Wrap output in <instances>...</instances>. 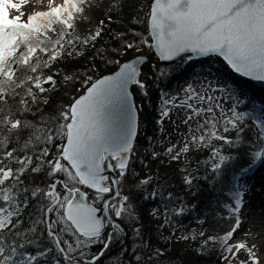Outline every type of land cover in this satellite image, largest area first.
<instances>
[{
  "label": "snow or ice",
  "instance_id": "snow-or-ice-1",
  "mask_svg": "<svg viewBox=\"0 0 264 264\" xmlns=\"http://www.w3.org/2000/svg\"><path fill=\"white\" fill-rule=\"evenodd\" d=\"M93 7L90 0H0V264H104L117 241L121 253L131 256L129 264H163L165 252L145 235L133 199L154 179L133 168L140 124L130 88L138 86L148 96L140 78L145 58L121 57L141 46L154 49L160 61L219 56L234 72L264 82V0H152L145 19L135 12L143 10L139 0H108V23L101 19L81 34L86 9ZM129 7V23L144 24V31L114 32L108 27L112 13L121 17ZM105 33L115 47H97ZM86 49L92 50L90 62L99 58L117 70L81 77L79 69L54 67L84 56ZM69 87L75 94L68 103L44 111L52 93ZM224 99L232 103L225 107ZM242 103V94L227 83L209 81L203 92L190 84L179 104L165 93L158 132L165 133L174 107L186 110V132L175 142L171 134L146 140L152 159L160 157L156 148L163 145L168 160L181 164V182L190 192L199 181L211 186L228 177V200L221 206L227 219L234 218L230 228L179 237L194 243L197 254L214 253L218 264H264V244L258 248L250 231L238 234L246 195L242 177L264 162V105L249 101L248 111L240 109ZM226 146L238 151L226 154ZM236 161L247 163L234 170ZM157 195L153 191L145 199ZM186 210L182 202L166 208L158 230ZM158 212L152 210L153 219Z\"/></svg>",
  "mask_w": 264,
  "mask_h": 264
},
{
  "label": "trees",
  "instance_id": "trees-1",
  "mask_svg": "<svg viewBox=\"0 0 264 264\" xmlns=\"http://www.w3.org/2000/svg\"><path fill=\"white\" fill-rule=\"evenodd\" d=\"M141 1L139 0V3ZM152 2V0H151ZM142 5V2L140 3ZM143 10L136 9L135 12L140 19H145V13L148 11L147 5H142ZM116 13V12H115ZM106 23V22H105ZM107 24V23H106ZM98 25V22H90L88 28L80 32L81 34H87L89 29H94ZM114 32L121 31L125 28L136 27L138 31H144L145 25H133L129 23V14L121 17H114V22L108 25ZM145 35L147 33L145 32ZM107 46L109 48L115 47L116 42L112 41L110 37L105 33L104 39L99 41L97 47ZM92 56V50L86 49L85 55L81 57H75L71 60H66L54 65V67H60L62 70L65 68L79 69L81 77L84 74H92L94 77L101 75H108L117 70L116 65L104 64L99 58L94 62H90ZM136 56H143L154 61L157 67H153L154 64H146L142 68L141 77L145 76L142 81L147 85L148 96L145 97L138 86L132 88V93L135 98V103L138 106L140 135L137 137L135 148L137 152V159L133 163V168L136 173H139L140 177L153 175V181L147 185L142 186L140 190L136 191L133 199L134 202L139 205L140 213L142 216V223L145 226V235L152 240L154 246L161 248L165 252L163 257V264H218L217 257L214 253L204 252L203 254H197L195 251L196 245L191 242V254L188 257L182 256L178 251L174 250L171 245V240H166L173 231L176 232L180 228H185L191 223H196L201 228V231H207L212 233V221L214 217V206L216 199L220 195L225 186L228 185V177L224 178L222 184L209 185L204 181L196 183L195 188L190 192L181 182V173L179 169L181 164L178 162H170L166 155L163 154L164 146H159L156 151L161 155L157 159H152L145 151L146 140L148 137L153 139H160V133L158 132L157 120L159 119V107L162 102L164 94L169 96L177 83L185 76L192 75L198 76L205 71H209L208 68H220L221 73L224 75L230 87H233L242 94V99L245 103L240 105L241 110H251L249 101H254L255 105H264V89L257 87L256 85L239 79H233L226 72V65L218 58H210L201 64H191L186 61L179 62L175 67L159 66L157 57L153 49H149L147 46H141L139 51H131L126 56L121 57L122 61H128L134 59ZM221 61V62H220ZM218 63L221 64L219 66ZM97 68L95 73H91L88 70L91 68ZM163 70L166 74L161 76L160 71ZM140 77V78H141ZM75 87H79L77 83ZM75 87H69L67 90L61 88L51 94L50 104L44 107V111L50 112L53 105L58 102L68 103V96L75 94ZM246 123L252 124L251 120H247ZM230 136H235V133H229ZM247 136V133L245 134ZM161 140V139H160ZM237 149H229L225 147L226 154L236 153ZM204 156L207 153L203 154ZM237 162V161H236ZM236 162L233 163V169H239ZM251 171V170H250ZM249 171V172H250ZM248 172V173H249ZM242 177V183L244 184V177ZM203 174V169L201 173ZM209 179H212L210 176ZM157 191L158 195L151 199H145V195ZM171 192L176 198L170 200L168 193ZM193 192L195 194H193ZM183 203L186 206V212L181 216H169L170 225L167 233H164L162 229L158 230L159 224L152 219L150 213L153 209H158L162 212L166 208H175L179 203ZM173 237V236H172ZM171 237V239H172ZM134 239V237L132 238ZM199 241H197L198 243ZM127 247L131 248V239L127 241ZM120 248V241L112 244L110 250L106 253L108 257L114 251ZM131 256L127 253H121V249L117 251V254L113 257H109L104 260V264H129ZM147 264V262H146Z\"/></svg>",
  "mask_w": 264,
  "mask_h": 264
},
{
  "label": "rangeland",
  "instance_id": "rangeland-1",
  "mask_svg": "<svg viewBox=\"0 0 264 264\" xmlns=\"http://www.w3.org/2000/svg\"><path fill=\"white\" fill-rule=\"evenodd\" d=\"M142 2V5H149L151 3V0H140ZM136 0H132V3L134 4ZM140 2V3H141ZM90 3L94 6L92 9H86L85 17L83 19V23L79 26V32H83L88 28V25L90 22H99V20L104 19L106 23L107 22V10L104 7L105 4L108 3V0H90ZM136 10V9H135ZM132 9L126 8L125 12L130 14ZM113 19L116 17L115 11L112 13ZM221 62V61H220ZM219 66H221L220 63L217 62ZM224 69L223 66L220 68L214 69V68H208L209 71H205L203 74H200L198 76H192L188 75L183 77L177 85L172 90V93L170 96L177 97V104H179L180 100L184 98V90L191 84L193 87L197 89V91H204V88L207 86V82H212L213 85L216 83L224 84L228 82L225 79L224 75L221 73V70ZM226 72L231 78L236 79L235 75L230 71L228 68H226ZM145 76L141 77L143 80ZM146 78V77H145ZM218 78V79H217ZM225 107L229 106L232 101L230 99H224L221 101ZM186 110L182 107H174L173 112L171 114V121L168 119H165L163 127L166 129L164 134H160V139L162 140L165 135L171 134L172 142H175L180 135V132H186V126L181 123L182 119L186 116ZM175 122L176 129L174 130V124ZM245 161H237V167L240 168L242 164H246ZM264 166V162H257L253 165L251 171L248 173L247 176L244 178V185L246 186V196L248 197L249 193V187L252 181L260 175V172L256 173L257 168L260 170ZM228 196L226 193V189L223 188L220 195L216 199V203L214 206V219L212 221V233H219L223 234L224 231L222 230V227L225 225L228 212L226 209H224L221 206V202L227 201ZM160 213L162 211L159 210L158 212V218L153 219L156 221L159 225L162 222L163 217L160 216ZM170 225V217L168 219L167 225L162 229L164 233H167L169 230ZM201 231V228L196 223H191L185 228H180L175 232V235L171 239V245L174 250L178 251L182 256L188 257L191 254V242H183L179 240V237L183 235H191L193 233H199Z\"/></svg>",
  "mask_w": 264,
  "mask_h": 264
},
{
  "label": "bare ground",
  "instance_id": "bare-ground-1",
  "mask_svg": "<svg viewBox=\"0 0 264 264\" xmlns=\"http://www.w3.org/2000/svg\"><path fill=\"white\" fill-rule=\"evenodd\" d=\"M60 0H57L59 3ZM249 187V195L246 196L245 205L242 210V224L238 229V234L242 236L245 231L251 232L252 242L259 248L264 244V166L256 173L260 172ZM234 223L233 219H227L222 230L225 232Z\"/></svg>",
  "mask_w": 264,
  "mask_h": 264
},
{
  "label": "water",
  "instance_id": "water-1",
  "mask_svg": "<svg viewBox=\"0 0 264 264\" xmlns=\"http://www.w3.org/2000/svg\"><path fill=\"white\" fill-rule=\"evenodd\" d=\"M153 51H154V53H155V55H156V57H157V61H158L159 66L171 67V68L175 67L179 62H182V61H186V62L191 63V64H201V63L206 62V61L209 60L210 58H218V59H220V60L226 65V67H227L230 71H232V73L235 75V77H236L237 79H239V80H244V81H248V82H250V83L256 85L257 87H260V88L264 89V82H262V81H256V80H253V79H251V78H249V77H243V76H241L239 73L234 72V71L230 68V66L227 65V63L223 60L222 57H219V56L197 57V56L193 55V58H192L191 61H188V60L183 59V58H177L176 60H173V61H160V60L158 59V56H157V54H156V52H155L154 49H153ZM144 58H145V62H144L142 65H140L141 73H142V68H143L144 65H146V64H154V63H155L154 61H152V60H150V59H148V58H146V57H144ZM140 77H141V76H140ZM134 86H135V85L131 86V88H130V91H131V92H132V88H133ZM132 95H133V93H132ZM133 98H134V95H133ZM134 101H135V98H134ZM138 117H139V115H138ZM120 249H121V244H120V248H119L117 251H119ZM117 251H114V252L111 253L108 257H113V256H115V255L117 254Z\"/></svg>",
  "mask_w": 264,
  "mask_h": 264
}]
</instances>
